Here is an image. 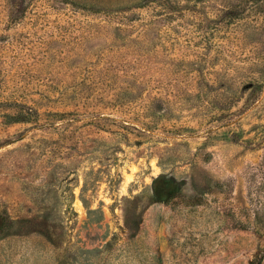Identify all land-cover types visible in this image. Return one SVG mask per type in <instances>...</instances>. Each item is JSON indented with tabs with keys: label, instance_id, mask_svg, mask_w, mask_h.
Segmentation results:
<instances>
[{
	"label": "rangeland",
	"instance_id": "rangeland-1",
	"mask_svg": "<svg viewBox=\"0 0 264 264\" xmlns=\"http://www.w3.org/2000/svg\"><path fill=\"white\" fill-rule=\"evenodd\" d=\"M0 212V264H264V0H0Z\"/></svg>",
	"mask_w": 264,
	"mask_h": 264
},
{
	"label": "trees",
	"instance_id": "trees-1",
	"mask_svg": "<svg viewBox=\"0 0 264 264\" xmlns=\"http://www.w3.org/2000/svg\"><path fill=\"white\" fill-rule=\"evenodd\" d=\"M154 194L156 196V201L163 202L165 204L170 203L179 194V183L172 178H167L164 176H159L154 180ZM7 225V216L0 212V234L3 233ZM262 251L259 248L258 254ZM264 258V252L260 256V261Z\"/></svg>",
	"mask_w": 264,
	"mask_h": 264
}]
</instances>
